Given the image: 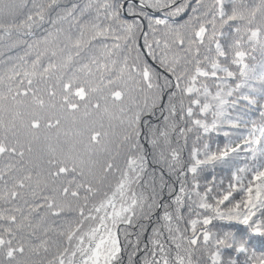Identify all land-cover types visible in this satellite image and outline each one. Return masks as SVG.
<instances>
[{
	"label": "snow or ice",
	"instance_id": "1",
	"mask_svg": "<svg viewBox=\"0 0 264 264\" xmlns=\"http://www.w3.org/2000/svg\"><path fill=\"white\" fill-rule=\"evenodd\" d=\"M0 264H264V0H0Z\"/></svg>",
	"mask_w": 264,
	"mask_h": 264
}]
</instances>
